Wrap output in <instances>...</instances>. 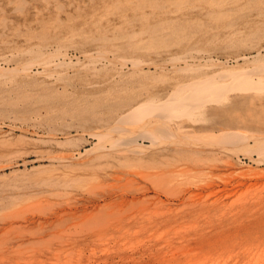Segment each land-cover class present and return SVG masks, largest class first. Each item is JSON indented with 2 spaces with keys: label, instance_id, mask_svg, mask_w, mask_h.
Returning a JSON list of instances; mask_svg holds the SVG:
<instances>
[{
  "label": "bare ground",
  "instance_id": "bare-ground-1",
  "mask_svg": "<svg viewBox=\"0 0 264 264\" xmlns=\"http://www.w3.org/2000/svg\"><path fill=\"white\" fill-rule=\"evenodd\" d=\"M9 3L22 21L10 30L8 14L0 18V120L42 127L56 145L61 135L81 148L50 154L64 163L63 172L25 192L30 199H66L45 217L52 226L75 218L91 228L103 214L129 205H169L174 198L159 200L165 186L190 185L216 152L255 151L264 158V137L256 135L249 147L247 134L231 128L242 117H250L247 122L264 114V0ZM53 169L33 171L39 176ZM200 189H183L176 200L195 201ZM153 222L131 217L121 225L130 230ZM228 224L223 220L214 233L193 238L202 255L204 248L227 245Z\"/></svg>",
  "mask_w": 264,
  "mask_h": 264
},
{
  "label": "rangeland",
  "instance_id": "rangeland-1",
  "mask_svg": "<svg viewBox=\"0 0 264 264\" xmlns=\"http://www.w3.org/2000/svg\"><path fill=\"white\" fill-rule=\"evenodd\" d=\"M11 4L9 0H0V18L3 12L8 14L10 30L22 21L18 12L10 10ZM1 26L0 19V32ZM252 109L257 112V102ZM65 117L67 120L71 118ZM245 119L251 118L242 117L231 128L247 134V145L251 147L256 135L264 137V114L256 115L253 121L246 122ZM2 121L4 124L0 120V212L3 210L1 213L4 212L8 217L0 216V264H264V158L256 155L257 152H228L223 155L216 152L211 161L198 167L200 174L190 181V185L176 188L170 182L165 186V193L161 192L159 200L174 198L169 205L153 200L129 205L125 211L115 209L114 213L103 214L98 224L91 228L79 227V219L75 218H67L70 223L63 219L64 221H58L57 225L52 226L46 222V218L56 210L57 204L64 205L66 199H30L25 197V192L40 180L56 177L63 172L61 165L64 163L50 156H67L71 151L79 153L81 148L64 143V136L61 135L58 137L60 145H56L49 138H44L47 133L42 127L6 117ZM41 165L55 169L45 173L47 175L37 176V172L34 173L33 170ZM208 172L212 173L211 176H206ZM202 173L204 174L201 176ZM215 174L219 177H215ZM199 180L203 184H198L201 183ZM192 187L203 188L200 189L202 194L197 196V200H187L185 203L176 200L177 196L181 197L179 195H182L183 189ZM173 193L175 196L171 195ZM12 202L15 204L13 209L9 205ZM16 205L18 208L14 209ZM22 205L24 206L21 208ZM40 209L45 211L42 215L39 214ZM142 216L154 221L153 225L143 227V224H139L137 228L133 226L130 230L121 225L131 217L140 219ZM23 217L34 218L35 221L29 223ZM223 220L229 223L225 226L229 236L227 245L208 252L204 248L206 252L203 251L202 255V250L199 249L201 246L193 238L205 235L208 231L214 233L212 229ZM74 224H77L75 228ZM239 251L242 252L241 255Z\"/></svg>",
  "mask_w": 264,
  "mask_h": 264
}]
</instances>
